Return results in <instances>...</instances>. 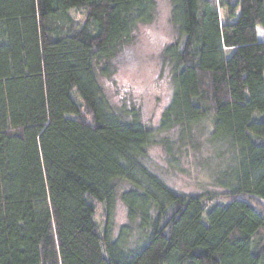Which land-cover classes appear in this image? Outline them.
<instances>
[{"label":"trees","instance_id":"obj_1","mask_svg":"<svg viewBox=\"0 0 264 264\" xmlns=\"http://www.w3.org/2000/svg\"><path fill=\"white\" fill-rule=\"evenodd\" d=\"M167 2L151 125L100 79L157 0H0V264H264V0ZM155 146L216 190L169 186Z\"/></svg>","mask_w":264,"mask_h":264},{"label":"rangeland","instance_id":"obj_2","mask_svg":"<svg viewBox=\"0 0 264 264\" xmlns=\"http://www.w3.org/2000/svg\"><path fill=\"white\" fill-rule=\"evenodd\" d=\"M169 9L167 0H157L154 21L138 28L134 41L114 59L111 74L100 79L112 102L135 106L142 120L151 125H157L172 92L167 68L163 67L160 57L162 49L175 37L169 22ZM261 36L264 37V33L261 32ZM165 158L161 147L151 149V165L172 188L184 194L216 190L208 185L201 168L190 166L188 160L193 157L183 156L179 160V166L190 171L186 173L170 169ZM97 217L98 223H102L101 211ZM111 217L115 229L127 222L126 209L119 198L115 201Z\"/></svg>","mask_w":264,"mask_h":264}]
</instances>
